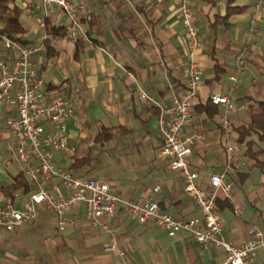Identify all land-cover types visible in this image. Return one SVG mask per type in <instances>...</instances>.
Wrapping results in <instances>:
<instances>
[{"label":"crops","instance_id":"1","mask_svg":"<svg viewBox=\"0 0 264 264\" xmlns=\"http://www.w3.org/2000/svg\"><path fill=\"white\" fill-rule=\"evenodd\" d=\"M83 7L78 16L86 39L81 45L67 36L70 18L53 8L49 18L31 15L34 0H13L10 7L19 10V22L25 29L28 46L38 48L34 67L43 78L49 97L76 96L73 114L77 118L66 122L70 142L79 147L90 143L103 130L107 139L102 146L121 157V177L102 179L121 200H133L144 194L159 204L162 211L176 218H200L196 204L185 193L178 173L168 168L161 156L162 134L159 117L170 108L173 97H179L186 85L185 30L179 14V0H70ZM258 0H190L193 23L201 48L195 52L197 97L195 106H204L213 94L229 96L235 108L228 113L234 131L246 123L258 102H264V0L258 12ZM228 7L230 8L228 11ZM256 13L257 33L249 42L251 50L235 87L229 76L233 72L236 51L248 41L249 20ZM42 20L50 26L62 27L65 34L47 35ZM45 41L49 43V48ZM139 91L148 96L142 100ZM1 121L16 115L15 105L5 104ZM221 107L208 117L194 112L191 127L182 136L200 134L203 139L192 146L189 168L206 185L209 176L223 166V148L219 116ZM4 123L0 125V199L10 201L2 188L10 185L21 172L11 154L12 139ZM243 146V145H242ZM255 158L244 156L245 165L231 177L234 184L232 199L218 201L221 234L233 244L248 241L250 230L260 232L255 264H264V143L255 141ZM89 154L87 152L85 155ZM84 155V156H85ZM83 157V156H82ZM56 160L70 169L73 160ZM74 169V168H72ZM92 178L94 174L81 175ZM80 177V176H79ZM93 179V178H92ZM103 181V182H104ZM65 190L59 182L44 185L52 195ZM35 193L33 187L27 194ZM18 199L11 201L18 206ZM240 214L233 212V206ZM71 222L62 230L56 226L54 212L43 206L36 208L35 218L13 232H0V264H223L224 253L218 249L200 250L185 233L170 236L167 231L150 224L130 221L117 207L113 221L114 234L121 257L107 252L104 245L109 235L90 232L84 220L83 205L70 214Z\"/></svg>","mask_w":264,"mask_h":264},{"label":"built area","instance_id":"2","mask_svg":"<svg viewBox=\"0 0 264 264\" xmlns=\"http://www.w3.org/2000/svg\"><path fill=\"white\" fill-rule=\"evenodd\" d=\"M261 1L255 4L256 12ZM55 7L70 18L66 36L73 42L86 39L78 19L84 13L83 7L70 0H34L30 14H41L46 19ZM179 14L185 30L186 85L179 97H173L171 107L163 109L159 117L163 140L160 154L168 162V168L180 175L184 191L198 207L201 217L176 218L162 211L158 203L144 194L133 200H121L105 182L75 176L60 165L56 160L58 153L63 160H71L75 155L76 148L70 142L66 122L77 119L73 112L78 98L59 95L49 97L44 80L34 67L38 48L23 45L0 34V105H15V117L6 122V130L13 143L12 156L35 190L29 196L19 197L15 194L14 199L19 198L18 206L0 199V232H13L24 223L31 222L38 206L52 210L56 216L57 229L62 230L71 222L72 210L83 205L88 231L108 234L109 242L103 246L104 250L124 257L125 251L118 248L112 225L119 206L127 218L136 224H150L167 231L170 236L182 232L188 234L200 250L212 248L222 251L223 264H255L260 237L256 226L251 227L252 237L239 245L221 234L217 203L220 199H232L234 184L231 177L245 165L243 146L236 141L228 119V113L235 108L229 96L213 94L208 99L211 105L223 110L219 116L224 156L222 169L209 176L206 185H201L199 175L189 168L192 146L203 139L200 134L182 136L183 129L191 127L194 121L198 69L193 56L201 48V38L193 23L190 0H179ZM256 22L255 13L249 20L248 41L234 55V73L229 76L233 87L251 50L249 39L257 33ZM40 25L45 27L43 20ZM139 96L142 100L149 99L142 91H139ZM49 182H59L65 194H61L56 187L54 190L57 195L49 193L44 188ZM233 212L240 214V208L233 206Z\"/></svg>","mask_w":264,"mask_h":264},{"label":"trees","instance_id":"3","mask_svg":"<svg viewBox=\"0 0 264 264\" xmlns=\"http://www.w3.org/2000/svg\"><path fill=\"white\" fill-rule=\"evenodd\" d=\"M13 0H0V26L2 30L0 34L7 36L8 38L18 41L23 45H28V42L24 38L25 29L19 22V10L16 7H10V3ZM228 7V11H229ZM45 29L47 35L60 36L65 34V29L62 27L50 26L46 20ZM46 46L49 48V43L45 41ZM76 44L81 45L80 40L76 41ZM47 92H51L52 89L46 88ZM257 108L253 110L246 123L234 130L236 135V141L243 145L245 148L244 156L255 158L261 151H254L253 144L255 141L264 143V102H258ZM216 106L209 103L204 106H194V112H204L209 118L216 113ZM107 139V130H103L93 141L103 144ZM73 163L71 168H80L85 165H89L90 155L87 154L81 158L75 155L72 158ZM70 168V169H71ZM31 184L25 175L21 171L13 178L10 185L2 188V194L10 201L14 200V196L17 193L27 194L31 190ZM219 203H217L218 205ZM219 210V206H218Z\"/></svg>","mask_w":264,"mask_h":264},{"label":"rangeland","instance_id":"4","mask_svg":"<svg viewBox=\"0 0 264 264\" xmlns=\"http://www.w3.org/2000/svg\"><path fill=\"white\" fill-rule=\"evenodd\" d=\"M12 99H14V94L12 95ZM7 105L1 104L0 105V115L3 109H5ZM1 123L5 124V121ZM0 123V125H1ZM6 125V124H5ZM76 148V146H75ZM87 152H90L91 157L89 160V165L82 166L80 168L76 169H69L70 172L75 176H80L84 174H94L93 179H97L100 181H104L102 179H113V177H119L123 176L124 173L121 172V165L123 166L124 162H122L121 157L114 155L113 153H110L108 150V147L102 146L101 144H93L88 143L83 144L79 147L78 155L80 157L84 156ZM0 153H2L3 157H6V153L3 151L2 147H0ZM12 154V152H11ZM120 160V164L118 163V159ZM26 177V176H25ZM26 179L29 180L28 177ZM105 183H108L104 181ZM47 186V184H46ZM114 192V191H113Z\"/></svg>","mask_w":264,"mask_h":264}]
</instances>
